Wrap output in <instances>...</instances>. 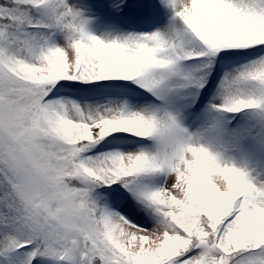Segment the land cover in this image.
Wrapping results in <instances>:
<instances>
[{"label":"snow or ice","instance_id":"6c2138e0","mask_svg":"<svg viewBox=\"0 0 264 264\" xmlns=\"http://www.w3.org/2000/svg\"><path fill=\"white\" fill-rule=\"evenodd\" d=\"M161 4L0 0V264H264V0Z\"/></svg>","mask_w":264,"mask_h":264},{"label":"rangeland","instance_id":"374dc122","mask_svg":"<svg viewBox=\"0 0 264 264\" xmlns=\"http://www.w3.org/2000/svg\"><path fill=\"white\" fill-rule=\"evenodd\" d=\"M126 1L127 0H123V3H122L123 5L121 6V10L119 13L122 15H125V13L127 12V13H130V15L132 16V15H134L133 10L135 8H132V6H130L128 3H126ZM112 3H113V0H112ZM158 6L160 7V5H158ZM161 9L163 10V13L159 17V20H158L159 22H157L151 29H142L141 28L138 30H129V28H128L129 24L124 25L123 22L118 21L119 17H113L111 19V21H108L107 19H102V18L93 20V19H91V17H89L87 10L84 9V11H85V15L91 20V23L89 25L90 30L94 34L101 36L107 31H117L118 30V33L150 32V31L156 30L157 28H161L167 23V18H168L167 9H165L164 6ZM136 12L137 11H135V13ZM91 26H94V28Z\"/></svg>","mask_w":264,"mask_h":264},{"label":"trees","instance_id":"16d2710c","mask_svg":"<svg viewBox=\"0 0 264 264\" xmlns=\"http://www.w3.org/2000/svg\"><path fill=\"white\" fill-rule=\"evenodd\" d=\"M87 1L94 2V3H98V2L104 1L105 5H106V9H105L106 12L107 13H113V14L116 13L110 7V5L112 4V0H80V2H82L84 4H86ZM151 2H152L151 0H127L126 3H128L130 6H132V8H135L133 10L134 15L131 16L130 13L126 12L124 17L128 21H132V23L134 25H136L137 22L139 21V19H141L143 17H146L148 22H150V24H152L153 22H156V20H157L156 13L158 12V7L156 8L154 6V4H152ZM135 11H137V12L135 13ZM95 12L97 14H99L98 11H95ZM98 191L103 192L105 190L104 189H99Z\"/></svg>","mask_w":264,"mask_h":264}]
</instances>
